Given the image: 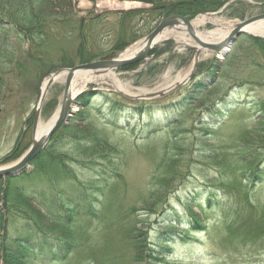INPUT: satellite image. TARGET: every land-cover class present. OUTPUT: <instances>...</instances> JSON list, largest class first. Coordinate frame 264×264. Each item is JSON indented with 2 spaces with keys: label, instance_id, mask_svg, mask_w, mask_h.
<instances>
[{
  "label": "trees",
  "instance_id": "obj_1",
  "mask_svg": "<svg viewBox=\"0 0 264 264\" xmlns=\"http://www.w3.org/2000/svg\"><path fill=\"white\" fill-rule=\"evenodd\" d=\"M49 1L0 0V18L6 19L9 24L19 23L16 20L23 19L20 22L21 29H25V33H22L23 41L29 42L31 51H42L46 48L48 40L53 39L56 34L61 35L69 26L70 30L78 32L80 46L76 56L79 63L93 61L95 57H89L91 53L85 52L87 48H90L91 52L95 48L92 44L94 37L98 35V30L105 28L109 17H90L85 19L86 24L85 21L78 24L72 21L59 23L41 13V6H49ZM139 1L154 5V10L146 11L151 13V17H140L145 11L116 13L114 15L118 17H113L112 28H121L122 32L127 22L133 23L138 18L155 21L173 14L171 12L189 15V18L201 12H217L229 0H177L168 4L164 3V0ZM7 22L0 23V30L9 25ZM17 32L19 33L20 29ZM242 38H247L255 44L253 53L247 54L255 72L250 77L242 76L239 79L241 83L236 82L235 86L237 89L245 86L264 88V67L255 59L257 56L264 58V40L249 36L239 39ZM116 42V51L123 50L130 43L119 38ZM202 72H210L212 81L207 83L198 79L201 77L199 76L191 91L177 101L116 105L125 109L122 113L126 114V119L132 120L137 112H140L143 119L148 121V132L141 131L140 138L133 143H127L130 152L140 146L151 145L159 134L163 137L161 155L158 154L157 158H154V163L160 171L159 184L164 186L165 192L169 191L170 186L183 183L187 177H191L197 160L205 164L213 162L217 166L214 167L218 172V178L214 179L216 188L205 197L207 209L222 213L224 220H227L223 226L225 225L228 238L233 240L234 244L239 243L240 248L248 250L253 246L264 245V204L253 201L257 189L264 183V146L257 148L258 141L253 139L246 143L245 140L250 138L248 133L244 134L246 137L234 136L230 142L216 144L215 139L211 137L212 131L196 133L187 130L176 132L171 129L186 127L196 120L201 128L213 129L227 107L234 105L229 104L228 98L235 86L226 87L218 96L213 97L216 93L212 92L211 98H208L209 92L218 87V80L209 69ZM92 88L94 87H89ZM95 100L110 102L113 99L110 95H101L97 91L88 92L79 96L77 106L88 110ZM254 106L259 113H264V101L260 100ZM118 120L119 118H114L108 125L115 130H123L120 136L129 137L128 131L119 125ZM157 123L163 125L162 131L153 127ZM104 128L110 130L106 125L91 133L79 129L73 130L72 133L69 127L63 125L53 135L50 144L32 162L34 169L31 173L25 172L20 177L0 180V190L3 189V204L0 206V264H27L29 259L38 255L54 263H69L70 258L81 257L89 260L91 264H158L161 259L155 254L163 256L168 248L179 240L172 233L163 234V238L156 244L157 249L149 247L137 239L142 232L138 229L137 207H130L127 213L117 215L121 210L120 204L117 207L119 190L127 191V186H122L121 183L123 168L130 153L121 150L117 153L119 148L112 147L108 135L105 134L107 129ZM255 133L264 134V131ZM172 134L174 136H171ZM171 145L186 148L185 154L174 155L173 148L169 149ZM104 155H107V158ZM103 160L114 164L115 168H102ZM87 170L93 172L94 180L83 179L82 172ZM156 177L155 172L151 179ZM88 186L91 189H88ZM197 198L193 193L186 195L185 209H189L191 221L186 229L188 234L179 235L182 241L190 239L189 232L196 228H206L200 222V215L193 213ZM224 198L228 199L227 206H221L223 203L219 201ZM152 199H155L154 196ZM161 200L157 202L161 203ZM34 203L38 205L37 209L32 206ZM166 205L168 203L164 208ZM116 207L118 212L113 214ZM142 207H146L145 211L158 213L156 207H148L146 200L142 201ZM199 209L200 213L205 212L202 206H199ZM125 215L128 217L125 223L115 222L122 223ZM100 219L105 223L100 229L90 231L89 228L85 229L86 226L76 227L80 221L91 222ZM158 219L169 233L177 226V223L172 225L173 221L163 214ZM109 220L112 221L111 225H108Z\"/></svg>",
  "mask_w": 264,
  "mask_h": 264
},
{
  "label": "rangeland",
  "instance_id": "obj_2",
  "mask_svg": "<svg viewBox=\"0 0 264 264\" xmlns=\"http://www.w3.org/2000/svg\"><path fill=\"white\" fill-rule=\"evenodd\" d=\"M168 2H177V0H164V3L168 4ZM47 4L51 6H41V13L46 14V16L59 23L72 21L78 24L83 23L85 19L90 17H109L105 28L98 30L99 33L94 37L93 42V37L90 40L95 48L93 47L92 52L89 50L90 48H87L85 52V54L91 53L89 57H95L93 61L117 58L131 46L144 41L157 25L166 19V17H160L155 21H146V19L138 18L133 23H125L123 31L120 32L121 28H112L113 17H118L114 14L145 11L140 17H151L149 15L151 13L146 11L154 10V5L139 0H50ZM226 4L230 5L227 7ZM226 4L216 13L201 12L190 19L194 21L198 17L205 16L238 24L253 16L264 14V0H229ZM113 5L119 6V9L112 8ZM131 5L135 6L129 7ZM183 17H189V15ZM1 18L0 23L7 22L6 19ZM22 20V18L16 20L19 21V23L16 22L17 25L7 22L9 25L0 30V169L13 166L27 153L36 136V128L40 124H47L61 105L64 84L56 83L50 88L39 118L35 122L39 92L43 81L61 70L82 65L76 56L80 46L77 38L78 32L70 30V27L67 26L64 29L65 32L61 35L56 34L53 39L46 42L45 49L42 51L35 49L31 51L29 42L23 41L22 33L25 29H21L20 22ZM19 29L20 32L22 31L21 33L17 32ZM214 29H216L215 26L208 23L198 30L207 32ZM167 31L173 32L174 35L170 39L155 45L148 60L135 66L112 70L106 74L86 75L84 83L75 87V90H79L80 95L87 94L90 90L89 87L92 86L94 87L92 90L99 92L101 95L102 93L110 95L113 100H110L111 103L95 100L88 110L86 108L82 109L80 106L75 107V112L65 125L69 127L70 132L79 129L89 131V133L107 125L110 130L104 128L107 129L105 134L108 135L109 141L113 145L112 147L117 146L119 148L117 153H120V150L130 153V157H128L127 163L123 168L124 176L123 183H121L122 186H127V191L119 190L117 207L120 204L121 210L118 212L116 207L113 214H117V212V215L127 213L130 207L136 206L139 214L138 229L142 231L137 239L142 244L144 243L154 249H157L156 244L159 243V239L163 238V234L172 233L177 240L179 238L177 242L172 244L171 248H168L169 250L163 256L155 254L156 257L161 259V262H157L158 264H264V245L253 246L248 250L240 248L238 246L239 243L234 244L235 242L228 238V233L224 229L225 225L223 226V223L227 220H224L223 214L218 213L217 210L207 209L205 197L208 193L215 190L214 179L218 178V172L214 168L217 166L213 162H210V164L206 162L207 164H205L197 160L192 170L193 175L187 177L183 183L179 182L170 186L169 191L165 192L164 186L159 184L158 175L160 171L154 163V158H157L158 154L159 156L161 155V147L164 143L162 141L163 137H160L159 134L157 140L153 141L151 145L140 146L132 152H130V146L127 145V143H133L134 140L140 138L141 131L148 132L150 128H147L148 121L146 118L143 119L140 112H137L132 120H128L125 118L126 114L122 113L125 109L116 104L134 102L140 104L149 101L130 100L123 97L119 93L120 90L110 81H112L111 79L115 80L117 85L127 89L128 92H125V94L132 96L166 90L178 83L181 80V76L193 69L195 63L194 50H188L178 43L177 38L180 37L177 35L178 31L173 29H168ZM117 38L127 42L132 41L123 50L116 51L114 46L117 43ZM183 40L188 42L187 46L197 47L187 33ZM254 48L255 44L247 38H242L232 46L231 55L225 59L217 53L202 51L197 68L190 81L173 93L152 101H177L181 96H185L191 91L193 84L198 79L209 83L212 81L209 76L210 72L208 74L202 72L208 69L217 76L218 80V87L213 88L209 92L208 98H211L212 92L216 93L213 94V97L220 95L226 87H234L242 76L250 77L253 75L255 69L251 66L252 63L248 61L247 54L253 53ZM255 59L257 63L264 67V58L257 56ZM199 76L201 77L198 78ZM237 88L236 86L232 88L228 98L229 104L234 103V105L227 107V110L218 118L219 123L213 129L198 126L197 117L194 118L195 122L187 124L186 127L181 126L180 128L171 129L176 132L187 130L196 133L212 131L211 137L215 139L214 142L216 144L219 142H230L231 137L234 136L239 138L246 137L244 134L248 133L250 138L245 140L246 143H250L253 139L258 141L257 148L264 146V134L255 133V131H264V113H259L254 106L258 101H264V88L251 86H245L242 89ZM120 92L124 93L123 91ZM116 117L119 118V125L128 131L129 137L120 136L123 130H115L108 125V122L114 118L117 119ZM202 117L204 116L202 115ZM153 127L159 129V131L164 129L161 128L163 125L158 123L154 124ZM171 136L174 135L172 134ZM50 142L51 140L47 146ZM177 147L171 145L169 149L173 148L172 152L176 156L185 154L186 148ZM210 147L211 145H209ZM107 155L104 156L107 158ZM102 165V168L105 169L115 168L114 164H109L105 160H103ZM33 169L34 166L32 165L26 172L31 173ZM155 172L157 174L156 179H151ZM82 177L88 181L94 180L91 170L83 171ZM87 188L91 189L89 186ZM2 190L1 188L0 206L3 204L1 199ZM256 192L257 195L253 201L263 205L264 183L261 184ZM189 193H193L194 196L198 197L196 206L193 207V213L200 215V222L206 228H203V230L199 227L196 228L193 232H189L190 239L182 241L179 235L188 234L186 229L189 228L188 223L191 221L189 209H185L186 195H189ZM152 196L155 199H152ZM143 200L148 201V207H156L158 213L145 211L146 207H142ZM160 200L161 203H158L157 201ZM219 201L223 203L221 206H227V198ZM230 202L233 204L232 199H230ZM167 203L168 205L164 208ZM32 206L35 209L38 207L35 203ZM199 206L205 209L204 213H200ZM162 214L173 221L171 222L172 225L177 223V226L171 230L173 232L169 233V230L159 223L160 219L158 218ZM126 218L128 217L125 215L122 223L115 222L123 224ZM111 224L112 221L109 220L108 225ZM103 225L105 223H102V219L91 222L83 220L76 227L83 228L86 226L85 229L89 228L90 231H94L100 229ZM117 234L121 235L120 233ZM116 240L118 241V239ZM68 262L54 263L44 260L38 255L29 259L27 264H91L89 260H84L81 257L70 258Z\"/></svg>",
  "mask_w": 264,
  "mask_h": 264
},
{
  "label": "water",
  "instance_id": "obj_3",
  "mask_svg": "<svg viewBox=\"0 0 264 264\" xmlns=\"http://www.w3.org/2000/svg\"><path fill=\"white\" fill-rule=\"evenodd\" d=\"M262 22H264V14L253 16L250 19L244 20L236 24L232 29V31L230 32V34L223 41L219 43H206L199 38L198 33L195 31V29L192 26V21L182 16H171L169 18L162 20L157 25V27L144 39V43H145L144 48L134 57L122 58V55L127 51L126 50L124 53H122L120 56H118L115 59L93 61L69 69L61 70L49 76L51 77L49 88H51L53 85L57 83V80L62 75H65L64 83H62L64 84L63 99L58 109L59 110L58 118L54 123L53 127L50 129V131L47 133V135L44 138L37 140L36 136L34 137V141L30 149L13 166L0 169V180L5 179L7 177L16 178L21 176L23 173H25L30 168L31 163L44 151L45 147L47 146L53 135L64 124L68 122L71 115L75 112L74 109L77 105V99L80 96V93L78 92L79 90L74 89V82L77 73L83 72L85 75L106 74L112 70H119L125 67L140 64L141 62L148 60L151 52L153 51L156 45V39L163 32H165L168 29H173L178 32L185 30L186 33L190 36V38L197 45V47L184 46L188 50H194L195 63L193 69L190 71L188 76H186L184 79L180 80L178 83L174 84L172 87L166 90H161L153 93H146L143 95L132 96L119 91V93L123 97L130 100H145V101L157 100L173 93L175 90H178L179 88H181L183 85L187 84L190 81L197 68L198 60L201 56L202 51L206 50L217 53L219 56H221L224 59L230 53L232 46L242 35H249L253 38L264 40V37L262 36L248 34L245 31L246 28H249L251 26H254L255 24ZM92 89H90L89 92H95V90ZM42 106L39 109L37 106L35 122H37L39 118Z\"/></svg>",
  "mask_w": 264,
  "mask_h": 264
},
{
  "label": "bare ground",
  "instance_id": "obj_4",
  "mask_svg": "<svg viewBox=\"0 0 264 264\" xmlns=\"http://www.w3.org/2000/svg\"><path fill=\"white\" fill-rule=\"evenodd\" d=\"M134 6L135 5H131L129 7H134ZM112 8L119 9V6L113 5ZM208 23L213 24L216 29H214L212 31H207V32H200L198 30L199 28L205 26ZM235 24H236L235 22H229V21H225V20H221V19H211V18H208L205 16L198 17L197 19H195L192 22V26L197 31L199 38L206 43H219V42L223 41L230 34V32L234 28ZM245 31L248 34L258 35V36L264 37V22L258 23V24H255L254 26L246 28ZM173 35H174L173 32L166 30L156 39V45L158 43H161L165 40L170 39ZM177 35L180 36L179 38H177L178 43L187 47L188 42L183 40V37H185V35H186V31L183 30V31L177 33ZM144 46H145L144 41H141V42L131 46L122 55V58L134 57L140 51H142ZM189 73L181 76L180 79L181 80L184 79L186 76L189 75ZM85 77H86V75L83 72L77 73V76H76L75 82H74V89L76 86L84 83ZM50 78L51 77L46 78L43 81L42 86L40 88L38 105H37L38 109L44 104V102L46 101V98L48 96V93L50 91V88H49L50 87ZM64 80H65V75H62L57 80V83H64ZM111 80L112 81H110V83H112L115 87H117V89H119L120 91H123L124 93L128 92L127 89H125L124 87L117 85L115 80H113V79H111ZM58 115H59V110L55 113V115L52 117V119L47 124H45V125L40 124L38 126L37 132H36V139L37 140L42 139L47 135V133L50 131V129L53 127L54 123L56 122Z\"/></svg>",
  "mask_w": 264,
  "mask_h": 264
},
{
  "label": "flooded vegetation",
  "instance_id": "obj_5",
  "mask_svg": "<svg viewBox=\"0 0 264 264\" xmlns=\"http://www.w3.org/2000/svg\"><path fill=\"white\" fill-rule=\"evenodd\" d=\"M171 16H182L181 14H170V15H168V16H164V17H166V18H169V17H171Z\"/></svg>",
  "mask_w": 264,
  "mask_h": 264
}]
</instances>
